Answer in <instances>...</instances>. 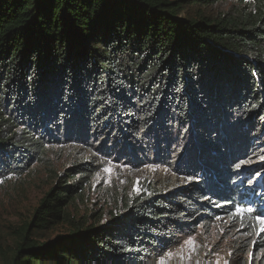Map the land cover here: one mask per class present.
Returning a JSON list of instances; mask_svg holds the SVG:
<instances>
[{"label": "trees", "instance_id": "trees-1", "mask_svg": "<svg viewBox=\"0 0 264 264\" xmlns=\"http://www.w3.org/2000/svg\"><path fill=\"white\" fill-rule=\"evenodd\" d=\"M227 2L242 7L180 15ZM93 142L144 164L155 154L191 185L39 242L36 232L74 222L69 206L95 167L79 164L4 264H151L220 214L251 226L264 213V0H0V177L25 175L48 146Z\"/></svg>", "mask_w": 264, "mask_h": 264}, {"label": "rangeland", "instance_id": "rangeland-1", "mask_svg": "<svg viewBox=\"0 0 264 264\" xmlns=\"http://www.w3.org/2000/svg\"><path fill=\"white\" fill-rule=\"evenodd\" d=\"M237 7L242 6L238 2L211 7L189 6L180 15L186 17L187 13L195 14L197 10L207 14L232 12ZM178 146L175 143L172 150ZM115 153H102L96 142L58 143L48 146L44 159L25 175L0 177V263L4 264L10 258L18 231L45 194L55 186L58 176L67 179L71 172L77 171L72 168L79 164L88 162L95 167L92 168L94 172L88 174L83 196L69 206L74 222L60 223L52 230L36 232L34 237L39 242L68 233L75 222L84 226L107 222L123 213L136 196L170 193L177 198L191 185V176L177 171V167L154 161L155 154L144 164L143 161H134L129 149L119 152L120 155ZM161 153L164 160L176 155L167 150ZM142 155L136 158L140 160ZM253 183H259V177ZM247 204V207L258 210V206ZM244 217L239 212L220 214L212 220L197 223L194 230H183L172 247L156 256L151 264H263L264 213L249 217L251 226L246 225Z\"/></svg>", "mask_w": 264, "mask_h": 264}]
</instances>
